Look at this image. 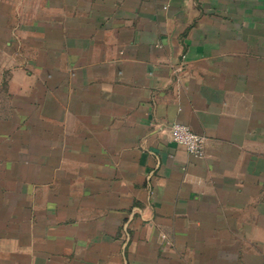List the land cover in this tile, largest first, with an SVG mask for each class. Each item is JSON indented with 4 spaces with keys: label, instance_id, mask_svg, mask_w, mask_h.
Wrapping results in <instances>:
<instances>
[{
    "label": "crops",
    "instance_id": "1",
    "mask_svg": "<svg viewBox=\"0 0 264 264\" xmlns=\"http://www.w3.org/2000/svg\"><path fill=\"white\" fill-rule=\"evenodd\" d=\"M0 264H264V0H0Z\"/></svg>",
    "mask_w": 264,
    "mask_h": 264
},
{
    "label": "built area",
    "instance_id": "2",
    "mask_svg": "<svg viewBox=\"0 0 264 264\" xmlns=\"http://www.w3.org/2000/svg\"><path fill=\"white\" fill-rule=\"evenodd\" d=\"M173 141L186 147L187 151L195 157H203L206 152L207 137L195 132L184 123H173L170 127Z\"/></svg>",
    "mask_w": 264,
    "mask_h": 264
}]
</instances>
